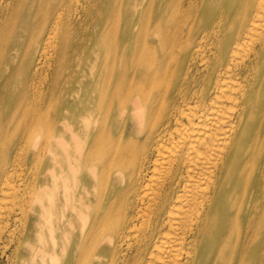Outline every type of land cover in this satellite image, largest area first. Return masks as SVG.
<instances>
[{
  "label": "bare ground",
  "instance_id": "obj_1",
  "mask_svg": "<svg viewBox=\"0 0 264 264\" xmlns=\"http://www.w3.org/2000/svg\"><path fill=\"white\" fill-rule=\"evenodd\" d=\"M7 235L13 264H264V0H0Z\"/></svg>",
  "mask_w": 264,
  "mask_h": 264
},
{
  "label": "rangeland",
  "instance_id": "obj_2",
  "mask_svg": "<svg viewBox=\"0 0 264 264\" xmlns=\"http://www.w3.org/2000/svg\"><path fill=\"white\" fill-rule=\"evenodd\" d=\"M16 236H18V235H16ZM19 238H20V236H19ZM17 239L18 238L15 237V235L13 236V238L10 237L9 235H7L3 239H1V241H0V264H13L12 263V260L15 259V258H14V254H13V251L12 250H13L14 246L17 244L16 243ZM9 240L11 241L10 243L8 242ZM20 244L21 245H19V251H20L19 254H24V252L26 250V246H25L24 243H20ZM9 253L11 254V256H10ZM20 256L21 255H18L16 257L17 258V261L20 259ZM29 256H30V253L24 255V257H26V258H28ZM17 261H14V263L15 262L18 263Z\"/></svg>",
  "mask_w": 264,
  "mask_h": 264
}]
</instances>
